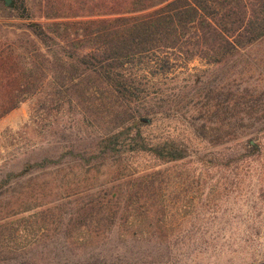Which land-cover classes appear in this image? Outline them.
<instances>
[{
  "label": "trees",
  "instance_id": "16d2710c",
  "mask_svg": "<svg viewBox=\"0 0 264 264\" xmlns=\"http://www.w3.org/2000/svg\"><path fill=\"white\" fill-rule=\"evenodd\" d=\"M26 1L4 9L28 21V37L0 47V120L37 100L58 142L17 172L0 169V196L48 170L56 191L35 182L0 203V264L50 236L69 251L115 223L133 239L155 234L150 262L181 264L171 248L190 242L204 257L242 252L231 195L264 156L244 123L264 120L263 104L223 96L209 77L264 40V0H39L44 22ZM259 172L264 182V158Z\"/></svg>",
  "mask_w": 264,
  "mask_h": 264
},
{
  "label": "rangeland",
  "instance_id": "374dc122",
  "mask_svg": "<svg viewBox=\"0 0 264 264\" xmlns=\"http://www.w3.org/2000/svg\"><path fill=\"white\" fill-rule=\"evenodd\" d=\"M27 4L30 7L28 12L30 18L36 22H44L40 1L28 0ZM20 5L21 3L18 2L19 7ZM8 6H6L5 0H0L1 48H3V45L6 46L15 40L28 37L25 29L28 21L13 18L8 11L4 10ZM190 68L201 69L203 66L199 62H193L190 64ZM209 78L210 80H216L218 92L220 91L223 96L230 93L234 100H239L241 96H244L245 99L251 101L253 108L256 110H259V105L263 104L261 107L264 113V40L220 66ZM37 104V100L27 101L0 120V169L5 170V172L8 167L17 172L25 163L37 161L52 152V150L54 153V147H57L56 142L58 140L53 143V139L49 137V134L52 130H57L58 127L51 125V120H42V113L35 112ZM258 116L256 115L250 121H244V123L252 124L254 133L249 135L250 144L256 143L262 146L264 152V120H257ZM49 124L53 128L48 131ZM261 129L263 130L260 133V139L257 141L253 137ZM263 158L255 159L251 163L252 179L248 185L249 187H240L243 189H237L231 195L235 198L232 200L234 204L231 207L233 209L232 214L235 216L231 222L233 239L248 237L249 240L245 248L243 247V251L231 257L228 254H221L216 257H208L207 255L204 257L194 251L196 245L190 242L187 243L184 249L177 245L173 246L171 248V258L178 257V260H180L181 255L179 253L184 251L185 258L181 260V264H251L264 260V182H260L262 174L259 172ZM37 174L34 173L25 177L19 185L13 183L0 196V203L13 201L19 192H29L30 189H35L38 186L34 184L35 182H46L47 185L42 188L45 192L56 191L54 177L49 175V170L44 172L45 175L42 177ZM33 186L34 188H32ZM52 198H54V194ZM245 199L247 202H244ZM73 206L72 209L76 213L78 206ZM243 220L246 221L247 231H244L245 225L241 224ZM206 237L208 236L204 238ZM60 238L59 235L54 239L50 236L48 242H44V239L41 240L23 257L10 264H20L24 260L28 264H61L66 254L70 255V263L72 264L160 261L161 251L155 234L152 236L140 234L136 239H133L130 233L121 232V228L117 226V223L107 233L100 234L82 246H73L69 251L66 250L63 244H60L62 243ZM55 239L60 243H50Z\"/></svg>",
  "mask_w": 264,
  "mask_h": 264
},
{
  "label": "crops",
  "instance_id": "0c3cea01",
  "mask_svg": "<svg viewBox=\"0 0 264 264\" xmlns=\"http://www.w3.org/2000/svg\"><path fill=\"white\" fill-rule=\"evenodd\" d=\"M102 264H106V263H102ZM108 264H163V263H158V262H133V263H127V262H123V263H108ZM252 264H264V260H260V261L254 262Z\"/></svg>",
  "mask_w": 264,
  "mask_h": 264
},
{
  "label": "water",
  "instance_id": "95a60500",
  "mask_svg": "<svg viewBox=\"0 0 264 264\" xmlns=\"http://www.w3.org/2000/svg\"><path fill=\"white\" fill-rule=\"evenodd\" d=\"M9 3H10V0H5V4H6V6H8Z\"/></svg>",
  "mask_w": 264,
  "mask_h": 264
}]
</instances>
